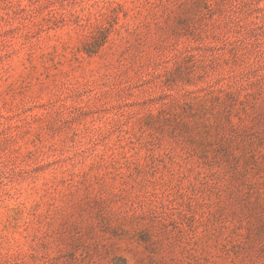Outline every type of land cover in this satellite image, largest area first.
I'll use <instances>...</instances> for the list:
<instances>
[{"label":"rangeland","instance_id":"374dc122","mask_svg":"<svg viewBox=\"0 0 264 264\" xmlns=\"http://www.w3.org/2000/svg\"><path fill=\"white\" fill-rule=\"evenodd\" d=\"M0 264H264V0H0Z\"/></svg>","mask_w":264,"mask_h":264}]
</instances>
